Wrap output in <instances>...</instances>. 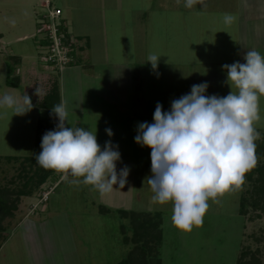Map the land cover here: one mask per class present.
<instances>
[{"label": "rangeland", "instance_id": "rangeland-1", "mask_svg": "<svg viewBox=\"0 0 264 264\" xmlns=\"http://www.w3.org/2000/svg\"><path fill=\"white\" fill-rule=\"evenodd\" d=\"M48 1L50 6L45 5L46 0H0V51L6 54L3 64L15 60L11 57L14 52L21 51L22 54L34 56L35 51L39 50L41 54L43 48L37 42L41 39V35H38L39 21L47 20L43 19V15H48V10L56 5L64 7L63 0ZM214 1L208 2L211 8L207 12V19L201 20V24L208 26L206 33L210 36L206 35L207 38L203 37L200 42L191 40L196 32L194 27L185 31V35L189 33L191 38L172 39L174 35L167 29L161 20L163 16L158 11L152 13V19L157 16L159 20H141L139 13L137 16L136 8L143 15L144 10L152 8L151 3L160 6V0H132L129 10L123 9V13H118V16H124L126 20H111L112 15H117L116 11H121L114 9L115 11L110 13L108 6L103 5L107 20H102V27L106 32L98 31L91 43L95 44V48L99 46L108 51L106 54L110 55V59L121 60L123 67L120 69L124 70L123 73L130 79L129 93L132 97L146 92L157 101L163 98L164 102L159 103L162 102L163 107L170 110L172 100L190 93L192 85L204 82L208 84L205 95L224 97L231 89L229 84L223 82L227 73L222 69V65L238 61L235 37L240 22L237 20H240V17L230 25L225 24L224 14H235V17L238 15L237 9L234 12L229 8L235 0H225V6H229H226L227 8H217ZM80 2L83 1L70 0L74 6H81ZM90 2L96 3L97 6L101 4V1L97 0ZM161 9L160 6L159 10ZM261 9L260 19L264 20V8ZM186 12L185 10L183 19L188 18ZM71 17L77 19L73 11ZM63 21L60 20L62 28L66 25L70 32L72 22ZM79 21L73 20L75 25ZM262 28L264 32V22ZM202 32L204 33V26ZM74 44H77L76 41ZM259 46L260 53L261 49H264V39H261ZM74 50L77 52L78 46H75ZM152 54L160 56L157 66L161 63L163 67H175L182 62L189 72L187 80L176 87L168 85V80L161 82L158 76L160 71L153 69L151 62L147 64L144 61ZM125 58H129L131 63H126ZM49 69L51 70L50 67ZM2 71L3 65L0 63V75ZM232 91H236L235 87ZM29 113L31 118L32 115L35 117L36 132L39 118L40 123H44L42 120L45 118L42 112L33 114L30 110ZM257 115L259 119L253 121V127L259 134L255 139L259 144H255V150L262 149L264 152V96L259 97ZM4 121L6 119H0V147L6 150L15 148L14 151L20 153L21 157L15 152L0 157V264H114L130 256L135 247H138L140 260L146 264H241V261L251 260L253 256L258 260L256 262L264 264V208L261 210L259 207L250 206L248 213H245L247 217L243 229L241 220L244 217L229 215L236 214L235 205L237 201L241 202L235 190L220 196L226 204L221 207L222 210H213L215 205H221L216 202L205 213L202 225L193 227L190 232L179 230L172 224V206L167 205L158 212L159 214L155 211L156 203L150 199L147 185H141L134 176V165L133 169L127 166L125 183L130 184L131 192L125 191L121 194L122 187L116 185L110 192L101 194L92 185L72 182L82 181V177H73L54 170L46 182L39 187H32L31 195L18 196L17 190L28 177L34 176L38 168V163H30L26 159L37 149L35 132L33 127H26L21 134L22 141L19 146L6 145L9 135L14 137V131L10 133L11 128L2 127ZM102 121L104 122L102 117L68 111L65 124L67 123V127H83L92 133L90 127L93 126L97 130L96 134L103 136L101 133L106 128ZM110 129L114 127L110 126ZM106 135L107 139L109 136ZM129 138L116 134L111 140L121 144L130 157L135 155V151L132 146L125 144ZM6 155L18 157L9 159ZM125 162L124 159L117 161V170L120 163ZM258 165L264 167V156L258 158L250 169L251 179L247 178L245 192H241L243 197H249L251 185L254 182L257 184L260 176L264 177V169L258 170ZM245 175L248 177L247 172ZM42 192L48 193L45 200L41 199ZM249 198L252 203L251 196ZM168 207L171 208L167 209ZM141 222H144L143 226H147L139 237L140 230L136 231L135 228L136 224H142Z\"/></svg>", "mask_w": 264, "mask_h": 264}, {"label": "clouds", "instance_id": "clouds-1", "mask_svg": "<svg viewBox=\"0 0 264 264\" xmlns=\"http://www.w3.org/2000/svg\"><path fill=\"white\" fill-rule=\"evenodd\" d=\"M197 3L203 5V0H184V7L191 9ZM223 21L230 25L235 17L226 13ZM159 57H148L153 69ZM244 60L222 65L231 87L228 95H205L207 82L194 84L190 93L171 101L168 111L157 102L153 123L138 124L135 142L151 148V175L146 180L153 202L171 203V221L179 230L190 232L201 226L208 201L218 202L225 192L238 190L256 163L254 141L259 134L253 121L259 119L258 100L264 96V56L247 50ZM32 107L28 95L0 96V108L11 109L13 115H24ZM50 114L59 122L42 137V151L36 155L39 165L82 177L72 182L92 185L101 194L116 185L124 187L128 168L117 172L118 146L106 141L102 150L96 132L67 127L64 103L54 105ZM105 131L113 135L110 128Z\"/></svg>", "mask_w": 264, "mask_h": 264}, {"label": "crops", "instance_id": "crops-1", "mask_svg": "<svg viewBox=\"0 0 264 264\" xmlns=\"http://www.w3.org/2000/svg\"><path fill=\"white\" fill-rule=\"evenodd\" d=\"M82 1L83 2H80L82 4L81 6L77 5L79 7L70 3V0H63L64 7L61 5L55 6L62 10L60 16L61 20H64L65 22L69 20L72 22L70 32L67 30L66 25L64 26V29L66 35L73 41H76V45L78 46L74 63L65 66L62 69H54L41 61L39 50L35 51L36 49H34V56L22 54L21 51L14 52L11 56L15 58L14 74L18 78L19 85L17 87H10L6 84L7 64H3L4 60H6V54L0 51V63L1 66L3 65V71L0 75L1 96H3L5 92L13 94L17 98H22L23 96L28 95L32 101L33 107L31 108V111H33V114L34 112L36 114L37 111L41 112V109L47 108V106L64 103L67 113L68 111L69 113L71 111L72 113L77 112L81 115L85 114L102 117L104 120V122H102L106 129H109L110 126L114 127V129H111L113 132L112 136L119 134L121 137L125 136L134 139L137 135L139 123L145 121L148 123L153 122V113L156 104L159 101H163V98H159L157 101V99L151 97V95L148 96L146 92H142V94L138 93L137 97H132L129 93L131 85L130 79H128L129 77L123 73L124 70L121 71L120 69L123 67L121 60L114 61L110 59V55L106 54L108 51H105L99 46H96L95 48V44L93 45V43H91L98 31L101 30L102 33L106 32L102 27V20H107L104 16L105 9L103 8V5L108 6L110 13L115 10L121 11H116L115 14L117 15L115 17L112 15L110 18L111 20H126V17L118 16V13H123V9L129 10L132 5V0H113L114 2H111L110 0H97L101 1L100 6H97L96 3L90 2V0ZM209 1L210 0H203V5L197 3L189 9L184 7V0H179V2L178 0H160L159 3L162 7L161 10H159L160 6L151 3L152 8L144 10L143 15H141L138 8H136V11L137 16L140 14L141 20H159L157 19V16L152 19V13L158 11L163 16L161 20L164 22L167 29L174 35L172 36V39H178L180 37H184V39L188 37L191 38V34L188 33L185 35V31H189V28L192 29L194 27L196 32L193 33L194 37L191 38V40L200 42V40L203 37H206V35L210 36L206 33L208 26L203 23L201 24L202 18L207 19V12L211 8V6L208 5ZM214 2L217 8L229 7L228 5H226L227 7L225 6V0H215ZM229 8H232L234 12H236L237 9L238 15L236 17L235 14L232 15L235 17V20L240 17V20H237V22H240L237 31L238 33H236L235 37L237 41L236 56L238 57L239 62L245 63L244 54L247 50H256L259 52V42L261 39H264V32H262L264 20L260 19L261 15H259L261 14V8H264V0H235ZM67 10H69V12ZM185 10L187 11L188 18L183 19L182 16L185 14ZM72 11L77 15V19L80 20L76 25L73 20L77 19L71 17ZM44 16L45 15H43V17ZM197 17L198 21L196 20ZM202 26H204V33L202 32ZM259 26L262 28L261 31ZM245 30L247 32H245ZM1 36L2 34L0 33V39H2ZM211 36H213V34ZM19 39L20 38H18V40ZM94 53H98L96 54L98 56ZM260 54L264 56V49H261ZM144 61L147 64L149 63L147 60ZM125 62H129V64L131 63L129 58H125ZM125 62L124 64H126ZM160 64L155 69L160 71L158 76L161 82L168 80V85L176 87V85H181L183 81L187 80L186 77L188 78L189 72L183 67L182 62L180 63L181 66L177 64L175 67L171 65L163 67ZM189 64L191 63L189 62ZM188 68L191 69V67ZM164 73L165 75H163ZM226 81L227 77L223 82L228 84ZM228 87L231 89L230 85ZM138 90L140 91V88ZM166 105L169 104L166 103ZM34 109L36 110L34 111ZM163 110L168 111V108L163 107ZM0 111V119H6L2 127L11 128L9 131L10 133L14 131V137L9 135L8 141L5 142L7 143L6 145L19 146L22 141L21 134L26 130V127H33L32 130L35 132L36 120L34 115H32V118L30 117L29 111L24 115H13V111L6 108H0ZM151 119L152 121H150ZM90 128L91 131H93V134L97 131L93 126ZM101 134L104 135L100 136L96 134L97 142L101 146V149L103 150L106 141H111L113 146H118V149L116 150L122 154L120 155L119 160L124 159L126 161L125 163H120V168L117 172L127 166L129 169H133V165L136 166L134 168L136 171L134 176L141 182V185L142 183L147 185V193L152 200L154 193L151 191L146 180V178L151 175V148L141 146L135 142V139L133 140L129 138L125 144L128 145V147L132 146V149L135 151V155L129 157L128 153L125 152L127 150L123 149L121 144L118 145L116 144V141L113 142V140H111L112 136H109L106 139V131H103ZM35 135L36 132L34 133V140L36 141ZM32 141L33 140L31 139L30 145H32ZM14 150L15 148L6 150L1 149L0 147V157H3L6 153L15 152ZM131 151L132 150L129 152ZM19 154L20 153H17L16 155ZM131 155H133V151L131 152ZM22 156H24V154H22ZM19 157H21V155H19ZM247 178L248 177L245 175L244 182L246 184L243 182L240 188L235 190L239 198H241L242 194L245 192L244 187H246L248 183L247 180L249 179ZM125 191L131 192L130 184H125L120 193L123 194ZM209 201H211V203H209L208 209H211L216 202L212 203L213 201L211 199ZM218 202H220L221 205H215V208H213V210H216L217 212L222 210L221 207L223 205H226L224 200L219 197ZM102 204H99V206H102ZM167 205L172 206L171 203L164 205L155 204V211L157 210L156 212L160 213ZM170 208L171 207H168L167 209ZM239 208L240 201H237V205H235L236 214L229 215L244 217V219L241 220V225L244 229L247 216L241 213Z\"/></svg>", "mask_w": 264, "mask_h": 264}, {"label": "trees", "instance_id": "trees-1", "mask_svg": "<svg viewBox=\"0 0 264 264\" xmlns=\"http://www.w3.org/2000/svg\"><path fill=\"white\" fill-rule=\"evenodd\" d=\"M59 28H61V26H59ZM65 30V29H64ZM63 30V31H64ZM66 35V33H65ZM66 38L68 39L69 37L66 35ZM37 42L44 46L46 44H50L51 43V39L49 37H46L44 39H40V40H37ZM76 45V44H75ZM77 46V45H76ZM12 58H14L13 56H11ZM15 59V58H14ZM15 60H12V62L10 63H7V70H6V84L10 87H17L19 85V82H18V78L17 76H15L14 74V63ZM74 63V62H73ZM52 107L53 106H47V108H43L41 109V112H42V115H43V118H45L44 120H42L44 123H40V118L38 120V125H37V130H36V145H35V148L37 146V149H35L33 155L31 156H27L26 159L31 163V162H35L37 163L36 161V155H38L42 149H41V141H42V137L43 135L47 132V131H50V130H55L56 128V125L57 123L59 122L58 121V117L54 116V115H51L50 113L52 112ZM256 131V130H255ZM255 144H259L257 143L256 141H254ZM256 149V147H255ZM255 156H256V160L259 158H261L262 156H264V152L262 151V149L256 151L255 150ZM11 157V158H10ZM7 158L9 159H17L16 156H7ZM258 170H262L264 169L263 165L262 166H259L258 165ZM35 174L33 177H28L22 184V187L20 189L17 190L16 194L18 196H29L33 193L32 191V187H39L41 184H43L44 182H46L47 179H49V177L52 175L54 169H46L44 167H42L41 165L38 164V168L37 170H35ZM251 173L252 171L249 170L247 171V175H248V178L251 179ZM260 176V175H259ZM257 180V179H255ZM258 183L256 184L255 182L251 185L252 187V191L248 194L251 196L252 198V203H251V200H250V196H241V202H240V208H239V211L243 214L245 213H248V208L250 206L254 207V208H257L259 207L261 210L262 208H264V177H259L258 178ZM247 198H249V200H247ZM2 198L0 196V202H1ZM2 217H0V220H1ZM142 224H136V228L135 230L136 231H139V237H140V234L142 232V230H145L143 229L145 226L144 225V222H141ZM146 228V227H145ZM136 233V232H135ZM145 234V232H143ZM137 237V238H139ZM136 240V239H135ZM138 247H135L133 249V251H131V253L129 254L130 256H128L127 258L123 259L122 261L120 262H116L114 264H146L145 262H143L142 260H140V257L138 255ZM243 254V253H242ZM258 261L254 256L251 258V260H245V261H241V264H261V263H258L256 262Z\"/></svg>", "mask_w": 264, "mask_h": 264}, {"label": "built area", "instance_id": "built-area-1", "mask_svg": "<svg viewBox=\"0 0 264 264\" xmlns=\"http://www.w3.org/2000/svg\"><path fill=\"white\" fill-rule=\"evenodd\" d=\"M46 6H50V2L46 0ZM62 10L59 7H54L48 10V15H45L40 20V28L38 30L41 35V39L49 37L51 39L50 44L42 46L43 50L40 54V59L45 64H51L48 66L57 67L62 69L65 66L72 64L75 60L74 41L70 38H66L64 27L60 23V16ZM64 25V24H63ZM61 26V28H59ZM65 26V25H64ZM64 30V31H63ZM47 192H42V200L47 198Z\"/></svg>", "mask_w": 264, "mask_h": 264}]
</instances>
